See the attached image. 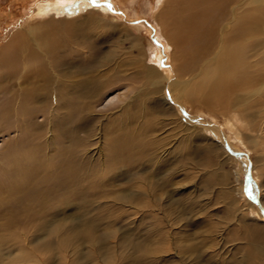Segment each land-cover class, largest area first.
<instances>
[{
	"label": "bare ground",
	"instance_id": "bare-ground-1",
	"mask_svg": "<svg viewBox=\"0 0 264 264\" xmlns=\"http://www.w3.org/2000/svg\"><path fill=\"white\" fill-rule=\"evenodd\" d=\"M15 1L27 19L37 20L34 25L20 27L12 10ZM98 3L0 4V28L13 29L0 46V136L8 135L0 147V207L6 208L0 229L92 230L99 219L89 224L66 214L68 208L86 206L90 195L98 197L97 206L107 209L113 222L126 219L128 229L148 220V231L162 233L161 246L149 253L183 254L186 247L194 253L196 246L185 243L192 236L178 230L184 225H178L180 218L171 209L168 181L175 182L172 175L181 163L205 162L194 156L202 150L235 168L234 194L225 204L237 208L233 219L244 226L239 239L258 244L256 255L264 264V0ZM80 18L90 23L81 35L75 28ZM91 37L112 43L104 57L95 56L97 42ZM124 39L148 63L140 60L141 69L132 74L100 75L98 70L84 76L108 65L115 53L130 52ZM137 84L159 94L155 106L168 116L163 126L184 125L188 138L183 140L202 142L197 150L166 147L165 137L157 134L163 120L143 125L129 116ZM113 89L123 91L107 100ZM205 108L221 111L224 120ZM95 138L100 161L89 157ZM164 167L171 176L167 180L156 177ZM25 242L20 240L21 251L10 264L34 259L43 264L40 245ZM217 248L211 249L212 257Z\"/></svg>",
	"mask_w": 264,
	"mask_h": 264
},
{
	"label": "rangeland",
	"instance_id": "rangeland-1",
	"mask_svg": "<svg viewBox=\"0 0 264 264\" xmlns=\"http://www.w3.org/2000/svg\"><path fill=\"white\" fill-rule=\"evenodd\" d=\"M5 2L6 0H0V4ZM12 10L15 17L19 19L22 29L29 28L37 21L27 19L26 14L21 12V4L17 1L14 2ZM89 24L88 21L80 18L76 20L75 25L77 26L75 27L74 25V27L78 29L79 35H81ZM117 25L122 27V24ZM12 32V27L0 28V46L8 41ZM116 33L120 35V33ZM113 37L115 36H109V40L111 41ZM125 37L127 36L123 34L122 38ZM89 40L97 42L95 56L101 55L104 57L108 52L106 50L110 49L112 44L109 40L103 41L99 37H91ZM146 40V38L143 39L142 43L145 49H147ZM123 44L130 52H124L123 55L115 53L108 60L109 64L103 67L105 69L98 68L97 71L91 69L84 73V76L97 74L98 70H100V75H118L132 74L141 69L138 64L142 60L143 55L139 52L138 47H133L134 43L127 39H124ZM114 45L113 48L118 47L117 44ZM142 61L148 63L147 57L145 61ZM144 84H137L136 88H133L131 92L129 116L135 117L136 122L143 125L145 122L147 124L151 119L163 120L167 118L168 116L163 115L155 106V97L159 94L152 93L148 87L149 85ZM122 91L123 89L109 91L107 100L117 93L121 94ZM205 109L218 119L224 120V114L221 111ZM125 119L127 118L125 117ZM170 121L168 120V122ZM163 123H165L164 120L160 125L163 126ZM173 124H167L166 122V125L157 131L160 137H165L166 147H173L174 149L176 147L177 152H180V148H183L181 150L182 153L188 152L189 149L197 150L202 142L196 138L194 139V137L190 138V140H183L187 137L186 130L183 129L185 126L180 125L174 128L172 127ZM6 139H8V135L0 136V147ZM93 142L91 147L93 149L89 152V157L91 160L100 161L102 155L100 151H96L100 141L97 142V138H95ZM194 156L197 160L205 162L190 165L181 163L177 168L176 174L172 175L175 176L172 177L175 182L173 183L172 181L171 184L170 180L168 181V191L173 196L171 203L173 207L171 206V209L180 218L178 225H184V228L179 227L178 230H183L184 236H192L185 243H191L196 246L194 253L189 252L187 247L185 248L186 252L183 254L177 253L175 255L172 250L155 254L149 253L150 249L161 246L158 241L162 237V233L148 231L146 227L148 220L140 221L137 228L128 229V224L125 226V223L128 222L126 219L119 218L117 222H113L115 220L109 217V211L97 206L98 197L92 198L89 195V197L87 196L88 204L86 206L68 208L66 214H72L73 218L75 219L76 217L78 222L84 221L89 224L99 219L100 222L97 221L98 224L92 230H83L82 232L67 230L60 234H50L40 230H16L15 232L11 230L10 232L0 229V264H10L12 259L20 253V240H25V243L29 242L32 246L40 245L37 253L41 256L43 264H263L260 263V259L256 255L258 244H250L245 240L239 239L244 226L235 224L233 219L237 208L228 207L225 204L228 200H231V195L234 194L232 188L237 182L234 173L235 168L228 162H221V165L218 161L223 159L222 156L219 159H211L202 150H198ZM164 171L165 167L164 170L156 173V177H162L165 180L170 178V174L164 173ZM122 182V184H125V181ZM109 188L111 187L105 186L103 190ZM8 195L4 194L3 196L6 197ZM5 209V207H0V219L4 217ZM240 210L241 208L238 209L239 212ZM239 215L241 217L243 214L239 213ZM247 221L253 222L250 218H247ZM121 224L124 226L118 227ZM105 231L116 232L105 236ZM47 241L49 243H46ZM217 246L218 248L214 249L216 255L212 257L211 249L213 250ZM158 256H162V258H158ZM166 259L169 260L168 263H166ZM38 263L42 264L40 260L37 262L34 259L29 260L26 264Z\"/></svg>",
	"mask_w": 264,
	"mask_h": 264
},
{
	"label": "snow or ice",
	"instance_id": "snow-or-ice-1",
	"mask_svg": "<svg viewBox=\"0 0 264 264\" xmlns=\"http://www.w3.org/2000/svg\"><path fill=\"white\" fill-rule=\"evenodd\" d=\"M91 3H92L94 6H96V7H99V6H100L99 3H98V0H91ZM109 6H111V5H109Z\"/></svg>",
	"mask_w": 264,
	"mask_h": 264
}]
</instances>
